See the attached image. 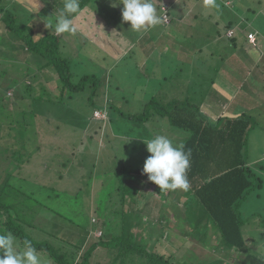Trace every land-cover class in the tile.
Listing matches in <instances>:
<instances>
[{"label":"rangeland","instance_id":"rangeland-1","mask_svg":"<svg viewBox=\"0 0 264 264\" xmlns=\"http://www.w3.org/2000/svg\"><path fill=\"white\" fill-rule=\"evenodd\" d=\"M160 1V5L163 3V5L168 6V3L171 2L178 9L182 8L192 20H197L202 24L205 23L202 20V14L204 13L206 17L207 12H210L209 7L204 6L203 0ZM216 1L220 2V6H215V9L220 14L221 21L233 20L238 22L237 25L234 23L237 26L235 34L228 35L229 30L227 35L224 34L216 41L217 43L213 42L214 39L205 36L202 37L209 43L199 39V37L188 38V43L191 46L215 47L213 51H216V56H214V62L209 69H204L201 65L202 70L205 71L201 74L197 67H200L198 64L203 61L198 57L195 59L190 54L188 62L182 60L184 63H181L184 67L182 74L187 75V79L188 77L194 79L189 85L191 90L198 88V80L200 79L205 83L208 80H217L222 77L229 79V75H226L225 61L230 52L233 51L231 48H229L230 52L226 49V53L223 51L225 57L220 58L222 48L226 45L229 46V38L236 37V35L240 46H243L247 51L250 48L251 54L249 56L251 59H248V63L251 61L253 65L255 62L258 67L251 65V67L248 66L249 69L246 66V69L238 70L236 78L233 79L231 76V81L235 83L238 90L244 85L243 91L238 93L239 96L243 98H245L244 94L250 96L248 100L245 99L249 111L247 112L245 108L244 110L243 108L240 109L241 112L243 110L249 115L255 114L256 123L250 133V142L246 148V154L249 161L253 159L260 161L256 163L258 165L250 164L254 170H259L264 167V159L260 160L264 153V142L258 144L264 139V133L261 134L264 130V106H262L264 104H262L263 100L261 99L264 95V62L260 60L264 55V0H226V6H224L225 0ZM21 3L27 5L33 12L39 10L42 16L37 12L34 13L35 18H40L45 23H48L47 20H54L52 15L59 11L55 10L53 0H21ZM109 4H115L118 9L123 8L119 0H111ZM111 12L112 15L115 14V10L112 8ZM99 16L109 21L103 15L100 14ZM163 19L161 23L168 24ZM73 23L77 29L76 33L70 36L66 33L60 34L68 44V47L64 50L72 54L71 60L75 66L72 82H79L83 72L95 73L101 79L109 74L111 84L105 88L102 87L105 97L100 94L98 102H95L93 98H90V89H86L85 92H77L73 98L58 100L60 90L55 79L57 74H54L50 67L39 69L37 64L28 63L23 55H20L19 59H7L8 61L5 60L4 63L0 61V71L4 72L3 69L8 67L7 72L10 73L7 78L4 73L0 72V82L3 79L8 81L13 79L18 85L17 91H14L13 87L7 90L8 96L16 99H13L14 101H10V103L6 102L9 105L8 110L10 112L5 109L6 116L4 117L6 120H4V117L3 120L6 123L3 124V128L0 130V178L5 173H11L13 186L22 187L27 193L36 196L37 201L40 200L48 206H53V209L69 218H75L78 221L77 225H80L82 229L85 227V231L90 229V231H93L94 237L99 238L103 236L102 232L105 225L103 203L105 204L108 200L106 192L108 189L116 187L118 178L119 183L120 178H124L123 174L118 173L120 168L115 167L116 162L132 168L143 165L145 159L150 155L146 150L145 141L154 135H166L177 144L182 142L179 143V138H174L169 133L170 129H173L171 123H169L170 118L167 121L165 116L163 118L154 115L149 121L140 123L134 119H127L120 113L122 111L130 114H143L147 104H151L152 97L159 96L158 94L161 91H168L167 88L172 87L173 82H175V73L171 75L170 81H166V77H155V75L152 79L149 77L150 71H154L157 75L161 72L169 74L168 67L162 70L161 67H154L152 62L149 65L144 64V62L141 63L136 54H131L129 61L121 58L123 54V56H128L135 40L138 41L141 38H147L148 41H153L158 46L165 45L166 35L171 32V26L165 30L166 34L160 37L161 28H159L160 31L158 29H148L147 31L133 32L128 22L120 23L116 19L103 25V29L95 27L97 22L91 21L90 23L94 26L89 27L90 30L88 31L82 25L80 17L75 18ZM211 24L212 32L206 29L205 31L214 34L216 25ZM218 25L223 30H227L225 24ZM255 28H258L259 31H253L256 33V40L252 43L248 35ZM0 34L6 36L4 38L9 43L8 46L1 45L0 51H3L6 47L10 50V48L24 46V43L20 42L13 32L6 30L1 23ZM149 45L150 42H147L146 46ZM230 45L233 47L232 44ZM243 52L241 48L237 55L242 56ZM138 55L140 56L139 51ZM161 55L162 50L158 51L157 59ZM143 56L145 55L143 54ZM149 59L152 60L153 55H149L148 61ZM121 60H123L122 63L127 62L129 65L124 63L123 68V65L118 64ZM219 63L222 64L221 68L217 67ZM166 64L171 65V63ZM195 64L196 66H193ZM24 83H27L28 87H25ZM247 85L253 87L254 94L252 92L248 93L249 90L245 89ZM30 87L32 88L30 89ZM194 94L192 93L191 96L194 97ZM48 96H52L56 100H48ZM175 98L184 99V95L179 94L168 99L173 100ZM243 98L238 97L233 111L243 105ZM95 100L97 101V98ZM112 100H114V106L113 112L110 114L108 108H110ZM96 104L103 105V108L96 111V118H104V121L93 118ZM246 104H244V107H246ZM220 108L222 111L224 110L222 104ZM21 111H24V116H22ZM13 116L14 122H9L10 117ZM21 128H23L22 132L19 131ZM118 152L124 159L115 160L114 156ZM260 172L264 179V170H260ZM142 183H144L143 180H138L136 184L142 186L148 197L150 194L151 196L148 201L139 198L143 204L141 206L139 204L135 205L132 211V216L135 217H138L141 213L144 214L141 241L147 243L152 240L155 251L165 256L175 254L173 264H205L208 262V264H217L220 261L219 256L221 254L219 252L204 248L196 241H192V237L185 235L184 231L176 227L166 226L164 219H161L166 207L178 211V201L173 203V197L165 198L167 192H162L159 189L155 190L156 188L150 184ZM52 189L55 191L51 198H44ZM58 193H60V197L56 196ZM258 193L261 197L257 195ZM126 195L125 202L131 201L134 196L128 192ZM139 200L138 203H140ZM247 203H250L249 206L251 207L256 206L262 209L260 212L263 214V220L258 222V218L257 222L253 223L252 227L248 229V232H252L253 236L263 242L264 181L262 185L256 186L255 190H252L250 200L245 204ZM146 204L149 206L147 207ZM36 207L39 208V204ZM142 207L144 208L142 209ZM46 214L38 212L36 222L43 224L38 221L44 220ZM243 214L246 218V213ZM95 224H97V227H95ZM57 225L60 226L62 239L68 240L74 237V233L71 232L73 228L70 225H64L59 220L56 222V227ZM47 226L49 229L52 228L50 223ZM94 237L85 245L80 257L92 247L91 244L97 241ZM248 248L262 252L260 256L264 259V246H262V243L249 242ZM232 254H236L234 256L237 257L233 259L224 258L223 264H241L247 252L245 251L241 256H238L239 253ZM39 255L48 260L49 264H55L50 261L48 255L41 253ZM110 258L112 257H108L104 248L97 247L93 252L90 264H103L106 261H111Z\"/></svg>","mask_w":264,"mask_h":264},{"label":"trees","instance_id":"trees-1","mask_svg":"<svg viewBox=\"0 0 264 264\" xmlns=\"http://www.w3.org/2000/svg\"><path fill=\"white\" fill-rule=\"evenodd\" d=\"M53 2L55 10L63 7V0H53ZM110 2L111 0H80L81 10L75 18L80 17L87 31L90 30L89 27L94 26L90 23L91 21L97 22L95 27L103 29V25L109 21L113 19L119 21L122 17V9L113 7V4H109ZM111 8L115 10L113 15ZM37 12L40 13L39 10L33 12L27 5L21 3V0H0V23L24 43V46L10 48V50L6 47L0 51L1 63L7 59H19V56L23 55L28 63L37 64L39 69L50 67L51 71L58 75L55 77L60 90L58 100L73 98L77 92H85L86 89H90V98H93L95 102H98L100 94L105 97L102 87L105 88L111 84L109 74L101 79L95 73L83 72L79 82H72L75 66L71 60L72 54L64 50L68 44L62 35H57L51 28L46 27L47 23L40 18H35L34 13ZM100 14L109 21L101 18ZM47 21L54 22L52 19ZM234 23L230 20L229 26H234ZM4 37L6 36L0 34L1 48V45H9ZM231 39L236 40L234 37ZM138 51L140 55L146 56L138 44L130 48L128 56H121V58L129 61L131 54H136L140 58ZM122 61L118 64L123 65L124 68L125 62L122 63ZM125 64L129 65L127 62ZM3 71L0 72L6 77L10 75L7 72L8 67ZM144 83L146 84V81ZM23 85L28 87L27 83ZM17 86V82L13 79L11 81L3 79L0 82V130L6 123H4L5 109H9L6 102L10 103L16 99L9 97L7 90L13 87L14 91H17ZM189 91L193 90L189 88ZM194 95L187 99L173 100L163 95L152 97L151 104H147L143 114L120 111L125 118L134 119L140 123L149 121L154 115L155 117L165 116L167 121L170 118L169 123L173 129H170L169 133L174 138L178 137L179 143L182 141L185 151L191 152L190 168L187 172L190 187L186 191L161 190L167 192L166 199L173 197V203L178 201L179 208L175 211L166 207L161 219H164L166 226L184 231L185 235L192 237V241H196L204 248L219 252L221 255L217 264H223L224 258L237 257L234 256L236 254L231 255V253H239L238 256H241L245 251L247 255L242 259L241 264H264V259L260 256L262 252L248 248L249 242L254 244L260 242L252 232H248V229L257 222L252 220L253 217L260 216L259 222L263 220V214L260 212L262 209L256 206L251 207L250 203L245 204L250 200L252 190L254 191L256 186L262 185L264 181L260 172L264 170V167L254 170L246 154L250 133L256 123L255 117L251 118L247 113H241L240 116L225 113L213 122L200 109L197 94ZM48 100L56 99L48 96ZM163 101L167 103H159ZM113 103L114 100L110 102L111 105L108 108L110 114L113 112ZM95 106L93 118L104 121V118L97 119L95 115L98 109L103 108V105ZM21 112L24 116V111ZM10 118L9 122H14V116ZM19 131L22 132L23 128ZM114 158L116 161H120L119 158L124 159L119 152ZM120 165V162H116L115 167L120 168L118 173L123 174L124 178H120L121 184L118 178L116 187L108 189L106 192L108 200L105 204L103 203L105 225L102 237H94L93 231L90 229L85 231V227L83 230L80 225H77L78 221L75 218H69L53 209V206L37 201L36 196L27 193L22 187L13 186L9 172L0 178V232L13 233L21 246L25 239L30 240L37 252L48 255L50 261L55 264H90L97 247L104 248L108 257H112L111 261L103 264H173L175 254L165 256L155 251L152 240L147 243L141 241L144 214L141 213L138 217L132 216L134 206L143 204L139 198L148 201L151 196V194L147 196L142 186H137L138 180L150 184L156 188L155 190L159 187L150 182L146 174H142L144 164L135 168L126 167L125 164ZM54 191L52 189L44 198H51ZM127 192L134 195L129 202L124 201ZM257 195L261 197L260 193ZM56 196L60 197V193ZM37 204L39 208L36 207ZM38 212L49 214L45 215L44 220L38 221L43 224L36 222ZM243 213H246V218ZM58 220L73 228L71 230L74 233L73 238L62 239L60 226L56 227ZM48 223L52 225L51 229L48 228ZM93 237L97 241L91 244L92 247L80 257L85 245ZM262 246H264V240Z\"/></svg>","mask_w":264,"mask_h":264},{"label":"crops","instance_id":"crops-1","mask_svg":"<svg viewBox=\"0 0 264 264\" xmlns=\"http://www.w3.org/2000/svg\"><path fill=\"white\" fill-rule=\"evenodd\" d=\"M160 2H161L160 0H154L158 15L163 19L165 10H167V13L170 17V22L168 24L160 23L159 25L155 27H151L149 29H152V30L158 29V31H160L159 28H161L162 31H160V37H162L166 34L165 30L171 26V32L167 33L166 35L167 36V38L165 39L166 44L163 46H158L157 43H154L153 41H148L149 39L147 38H143V39L141 38L142 40L140 39L138 41L135 40V43H134V46L138 44L140 45V49L142 53L143 51L146 53L145 57L143 55H140L139 59L141 63L144 62V64L149 65L150 62H152L154 63V67L156 68L161 67L162 70L165 69V67L169 68L168 69L169 74H164L163 72H161L159 75H157L154 71L153 72L150 71L149 77H151V79L155 75V77H166V81H170L171 75L175 73V79H174L175 82H173L172 87L169 86L167 88L169 89L168 91L167 90L161 91L158 95H163L166 98H172V97H175L176 95L178 96L179 94H182L184 95V99H187L188 97H191L192 93H196L197 98H198L197 103L199 104L200 109L203 111V113L208 118L214 119L212 120L213 122H216L220 118V116L224 115L225 113L230 114L233 112L231 114L233 116H240L241 113H247L249 111V106H247V104L245 103L246 101L245 99L248 100L250 96L247 94H244L245 98H243L242 96H239L238 93H241L243 91L244 85H242L241 86L242 88L238 90V88L235 86V83L231 81L232 78L233 79L236 78L238 74V70L246 69L245 68L246 66L249 69V67H251L252 65L251 61H249L248 63V59L249 60L251 59V57L249 56V54H251L250 48H248V51H247L245 48H243V46H240L238 43L237 35L236 37H234L236 40H232L231 38H229V43L232 44L233 47H231L230 44L229 46L226 45L225 47L222 48L220 52V55H221L220 58H224L225 56H224L223 51H225L226 53L227 51H229V48H231L233 51V52L229 51L230 55L228 58H226V61H225V69L227 70L226 75H229L228 77L229 79H227V77L226 78L222 77V78H218L217 80H214V79L208 80L207 83H205L202 79H200L198 80V88L190 92L189 85L194 81V79L193 78L189 79L190 77H188L187 79V75L185 76L184 74H182L184 72V67L181 64L183 63L182 60H185L186 62H188V56L191 54L195 59L198 57L201 61H203L202 63L198 64L200 67H197V70L201 74L204 73L205 71L202 70L201 65H203L204 69H209L211 67L215 59L214 56H216V51H213L215 47L208 46L204 48V47L191 46L188 43L189 42L188 38L193 39L194 37L196 38L199 37V39H202L205 42L209 43L207 40L204 39V37H202V36H205L209 39H214L213 42L217 43L216 41L219 40L221 37H223L224 34L227 35V32L229 30L233 31L234 33L237 28L236 25L238 24V22H235L236 25L234 26H229V20L221 21L220 14L217 13L215 7H209L210 12H207V16L205 17L204 13L201 16L202 20L205 22L202 24V23H199L197 20H192L190 16L185 12V10H183L182 8L178 9L171 2L168 3V6L163 5V3H161L160 5ZM225 3H226V0H225ZM215 4L217 6L219 4V1L215 0ZM121 19L122 17L119 20L120 23H126L123 20L121 21ZM211 23L216 25L214 28V34L210 33L212 32ZM221 23L225 24V26L227 27L226 31L223 30L222 27L218 25ZM205 29L210 32H206ZM255 30L259 31L258 28H255ZM255 30H251L250 32H253ZM147 42H150L149 46H146ZM239 47H241L244 51L242 56L237 55L239 49H241ZM161 50H162V55L157 59L156 55L158 54V51H161ZM200 54L202 57L200 56ZM149 55H153V59L152 60L149 59L148 61ZM167 59L168 61H166ZM260 60L264 62V55H262V58ZM166 63H171V65L166 64ZM193 66H196V64ZM221 66L222 64L220 63L217 65L218 68H221ZM252 66L258 67L257 63L255 62L253 63ZM248 85L245 87V89L249 90V92L247 91L248 93L252 92L254 94V92L252 91L253 87L251 86L248 87ZM254 85L255 83L253 84V86ZM238 97L243 98L242 100L243 105L239 106L237 109L233 111L235 107V103L238 100ZM261 99L263 100L262 104H264V95L261 97ZM221 104L223 105V108H224L223 111L220 108ZM244 104H246V107H244ZM240 108H243V110L245 108L247 112H244L243 110L241 112ZM205 111H208V112H205ZM249 116H251V118H254L255 114L254 115L250 114ZM263 117H264V114H263ZM263 133H264V130L261 132V134ZM260 140H261V137H260ZM263 142H264V139H262L261 142L258 144H262ZM263 156H264V153L261 156L260 160L264 159ZM259 162L260 161H257V159H253L249 161L250 164H256ZM257 217H259L260 219V216H255L252 218V220L257 221ZM259 243H263V242H258V244Z\"/></svg>","mask_w":264,"mask_h":264},{"label":"clouds","instance_id":"clouds-1","mask_svg":"<svg viewBox=\"0 0 264 264\" xmlns=\"http://www.w3.org/2000/svg\"><path fill=\"white\" fill-rule=\"evenodd\" d=\"M123 5L122 20L130 24L133 31H147L162 22L154 0H119ZM205 7H215V0H203ZM116 5L114 4L113 7ZM80 0H63V7L55 12L54 22L47 23L57 35L74 34L75 16L80 12ZM169 23V22H168ZM150 155L145 159L142 174L160 190H188L187 172L190 168L191 152L183 144L174 143L166 135H154L145 141ZM0 264H49L42 258L30 240L21 246L11 232H0Z\"/></svg>","mask_w":264,"mask_h":264},{"label":"built area","instance_id":"built-area-1","mask_svg":"<svg viewBox=\"0 0 264 264\" xmlns=\"http://www.w3.org/2000/svg\"><path fill=\"white\" fill-rule=\"evenodd\" d=\"M164 19H165L166 22H170V17H169V15L167 13V10H165ZM228 33H229L228 35H230V36L233 35V31H229ZM248 38H249V40H251L252 43L255 42V40H256V33L251 32L248 35Z\"/></svg>","mask_w":264,"mask_h":264}]
</instances>
